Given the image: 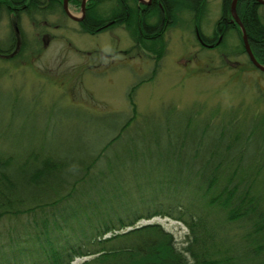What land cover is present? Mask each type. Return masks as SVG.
Masks as SVG:
<instances>
[{
	"label": "trees",
	"instance_id": "trees-1",
	"mask_svg": "<svg viewBox=\"0 0 264 264\" xmlns=\"http://www.w3.org/2000/svg\"><path fill=\"white\" fill-rule=\"evenodd\" d=\"M25 1L18 12H28L35 22L45 17L47 4L62 13L59 0ZM104 1L87 0L80 31L94 34L123 24L158 59L164 28L177 11L191 13L198 26L205 3L153 0L139 9L134 0H115L110 14L102 17L97 11ZM10 2L0 0V19L7 16ZM230 3L220 0L215 26L222 39L233 31L239 40L234 52L245 54L239 28L228 22ZM262 6L256 0L235 2L260 64ZM18 34L13 56L0 60L33 51L34 42ZM5 49L0 43V54ZM245 63L256 69L248 58ZM253 86L264 104V89L256 82ZM129 104L131 116L108 127L85 156L29 148L25 162L20 146L4 152L0 140V264H264V111L251 110L246 121L247 109L242 112L239 106L237 114L220 121L201 118L193 109L137 119L134 103ZM140 161L149 169H120L124 164L135 168ZM155 216L185 227L179 246L160 223H138Z\"/></svg>",
	"mask_w": 264,
	"mask_h": 264
},
{
	"label": "rangeland",
	"instance_id": "rangeland-1",
	"mask_svg": "<svg viewBox=\"0 0 264 264\" xmlns=\"http://www.w3.org/2000/svg\"><path fill=\"white\" fill-rule=\"evenodd\" d=\"M79 3H67L71 16H80ZM114 3L105 0L97 12L107 17ZM51 5L47 4L45 17L39 16L36 22L28 12L18 20L22 38L34 42L33 51H27L24 58L0 60V140L4 152L20 146V160L27 162L24 154L29 148L85 156L102 141L108 127L119 126L131 116L130 102L137 119L146 113L193 109L201 118L220 121L233 111L237 114L239 106L242 112V107L247 109L246 121L251 110L264 111L253 86L256 82L264 89V72L245 63L246 53L234 52L237 35L228 31L217 41L223 45L211 48L200 46L195 39L196 32L209 37L216 30L220 0H205L198 26L191 13L177 11L174 22L164 28L159 59L123 24L85 34L64 13H54ZM261 9L264 12V5ZM161 20L164 23L166 17ZM11 31L7 17H2L0 39L5 40ZM131 86L132 94L127 92ZM120 169L149 168L140 161L135 168L124 164ZM144 222L160 223L178 246L186 232L182 224L165 217L138 221Z\"/></svg>",
	"mask_w": 264,
	"mask_h": 264
},
{
	"label": "flooded vegetation",
	"instance_id": "flooded-vegetation-1",
	"mask_svg": "<svg viewBox=\"0 0 264 264\" xmlns=\"http://www.w3.org/2000/svg\"><path fill=\"white\" fill-rule=\"evenodd\" d=\"M60 1H61V3H60V10H62V15L64 13V15H66L68 18L72 19L78 25V23H80L84 19V16H85V10H84L85 9V5L83 6V11L82 12H81V9H80V16L79 17L73 16V17L77 18V19H74V18H71L65 12V10L63 8V5H62V0H60ZM73 1H75V0H73ZM73 1L66 0V6H67V3L73 2ZM134 1H135L136 6L138 8L140 6H143L142 8H144L146 6H149L152 3L153 0H134ZM79 2H80L79 4H80V7H81V0H79ZM25 3H26L25 0H11V2H10L9 12H8L7 16H5V17H7L8 24L12 28V31H11V34L12 35L9 36L10 38L9 37H6L5 40L0 39L1 45H3L6 48L5 49V52L2 53V54H0V57H7L8 58V57L13 56V54H14L13 52L17 48V45L19 43V37H18L19 36V34H18L19 33L18 20H19L20 16L23 14L22 12H18V10L23 9ZM259 4H261V3H259ZM261 5H264V4H261ZM231 18L232 17H231V13H230V17H229L228 22L230 24L236 25L234 22H231L230 21ZM113 21H114V19L108 21V24L113 23ZM194 32H196V31H194ZM217 33H218V36H217ZM194 35H195V39L198 42V44L200 46L206 47V48H211L213 46H216L217 44H219L218 42L222 38L221 37V34L218 32L217 29L214 30L209 37H206V36L202 35L201 33H198V36H197V32ZM31 40H33V39H31Z\"/></svg>",
	"mask_w": 264,
	"mask_h": 264
},
{
	"label": "water",
	"instance_id": "water-1",
	"mask_svg": "<svg viewBox=\"0 0 264 264\" xmlns=\"http://www.w3.org/2000/svg\"><path fill=\"white\" fill-rule=\"evenodd\" d=\"M83 1L84 0H81V12L83 11ZM256 1L258 3L264 4V0H256ZM235 2H236V0H231V3H230V13H231V17H232L230 21L231 22H234L237 25V27L239 28V31H240V39H241L242 46H243L244 52L246 53V56H247L248 60L251 62V64L256 69H258L260 71H264V65L258 63L256 61V59L254 58V56L252 55V53H251V50H250L249 45H248V42H247V37H246L245 31H244V28H243L240 20L238 19L236 12H235ZM62 5H63V8H64L65 12L71 18L77 19V18L71 16L69 14V12L67 11V8H66V0H62Z\"/></svg>",
	"mask_w": 264,
	"mask_h": 264
}]
</instances>
